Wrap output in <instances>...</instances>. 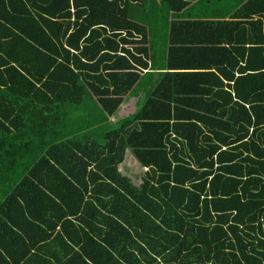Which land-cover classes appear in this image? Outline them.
<instances>
[{"label": "trees", "instance_id": "1", "mask_svg": "<svg viewBox=\"0 0 264 264\" xmlns=\"http://www.w3.org/2000/svg\"><path fill=\"white\" fill-rule=\"evenodd\" d=\"M149 1L0 0V264H264V0Z\"/></svg>", "mask_w": 264, "mask_h": 264}, {"label": "crops", "instance_id": "2", "mask_svg": "<svg viewBox=\"0 0 264 264\" xmlns=\"http://www.w3.org/2000/svg\"><path fill=\"white\" fill-rule=\"evenodd\" d=\"M150 3L152 2V0L149 1ZM195 4L194 5H197V7H193L192 11L190 10H187V9H182V10H179L180 13L182 12H193V13H199L201 12V18L204 19H209V20H214V21H220V20H223V21H229V22H233L232 25L229 24V29L227 31V34H225L223 36L222 33H220L221 35H207V34H202L200 31H201V28L200 27H197L199 32H197V35H195V30H193V32L191 33L190 31H188V27H185V26H181L180 28L182 29H179L177 32H176V37L179 38L180 40L182 41H185L186 45L187 46H193V45H201V39L205 38L206 36H213V37H217V36H221L223 39V41H219L218 42V46H228V47H233L234 45L237 44V41L234 40V38H236L238 36V30H239V26L240 25H237L235 22L237 21H240L239 17H236V16H233L232 14L234 12H236V9H235V6L234 4H230V3H227L225 6H223L220 2V0H194L193 1ZM231 10V11H230ZM207 11H211L212 14H216V15H211L207 17V15H203L202 13H206ZM171 13L173 12V9H171L170 11ZM225 12H229V14L227 15H222V16H219L217 14H222V13H225ZM141 14V13H140ZM143 15V14H141ZM257 17V16H256ZM196 18L195 16L190 18L188 17V15H182L181 17H171L170 19H176V20H187V19H194ZM199 18V17H197ZM242 19V18H241ZM241 21H244L241 20ZM169 34V33H168ZM168 34L166 36H168ZM193 41H198V43H192ZM180 42L179 41V46H180ZM186 46V47H187ZM185 53H189L190 55V58H188L189 60H191V64L189 66H182V68H178L179 71H193L192 69H198V68H195V67H200V66H193L194 64H201V62H206L207 60H212L214 59V55L212 53H209L208 56H204L202 53H201V61L198 60V61H195L193 58L195 57L194 54H191L190 52H188L187 50H185ZM188 55V56H189ZM187 54H185V57H188ZM183 58H184V55H183ZM187 60V59H186ZM187 67V68H185ZM177 71V70H176ZM135 102H132L129 107L123 111L124 112H133L134 109H135Z\"/></svg>", "mask_w": 264, "mask_h": 264}, {"label": "rangeland", "instance_id": "3", "mask_svg": "<svg viewBox=\"0 0 264 264\" xmlns=\"http://www.w3.org/2000/svg\"><path fill=\"white\" fill-rule=\"evenodd\" d=\"M130 163H131V162H130ZM132 163H133L132 165L134 166V168H136V167H137V166H136V163H135V162H132Z\"/></svg>", "mask_w": 264, "mask_h": 264}]
</instances>
